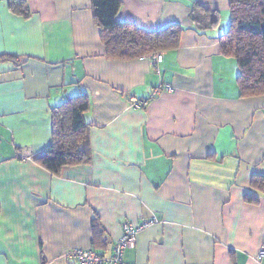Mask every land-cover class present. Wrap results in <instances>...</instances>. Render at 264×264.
I'll list each match as a JSON object with an SVG mask.
<instances>
[{
  "label": "crops",
  "instance_id": "obj_1",
  "mask_svg": "<svg viewBox=\"0 0 264 264\" xmlns=\"http://www.w3.org/2000/svg\"><path fill=\"white\" fill-rule=\"evenodd\" d=\"M0 0V264H75L70 249L108 256L124 222L142 229L127 264H264V94L240 96L220 52L229 0H119V22L178 24L179 45L107 55L91 0ZM218 15L200 28L194 4ZM159 83L173 90L153 94ZM84 94L89 161L52 173L51 108ZM149 98L140 108L130 98ZM258 197L248 202L246 194Z\"/></svg>",
  "mask_w": 264,
  "mask_h": 264
},
{
  "label": "trees",
  "instance_id": "obj_2",
  "mask_svg": "<svg viewBox=\"0 0 264 264\" xmlns=\"http://www.w3.org/2000/svg\"><path fill=\"white\" fill-rule=\"evenodd\" d=\"M119 7V0H91L93 16L100 28L108 56L118 59L138 58L160 50H173L179 45L182 31L180 25L170 24L159 30L146 31L119 22ZM9 8L17 15L29 16V9L24 0H10ZM229 12L228 29L219 37L220 52L237 63L240 96L262 95L264 0H229ZM190 17L200 28L212 27L219 20L215 11L205 10L198 3L193 5ZM88 107V98L80 94L51 108L52 140L36 158L48 171L58 173L65 166L89 161L87 124L83 119V113ZM251 187L254 190H263L264 177L253 175ZM245 199L248 202H257L258 197L249 193Z\"/></svg>",
  "mask_w": 264,
  "mask_h": 264
},
{
  "label": "built area",
  "instance_id": "obj_3",
  "mask_svg": "<svg viewBox=\"0 0 264 264\" xmlns=\"http://www.w3.org/2000/svg\"><path fill=\"white\" fill-rule=\"evenodd\" d=\"M151 66L156 68V64L162 59L161 53L150 54ZM173 87L170 84L159 83L153 88V94L157 95L162 91H172ZM149 101V98L140 99L136 97L130 98V105L133 108H140L145 106ZM155 217L143 220L138 224L130 222H124L121 225L122 233L120 237L115 241L112 246L111 254L108 256H102L93 250H82V249H70L65 254L66 259L73 261L75 264H127L123 261V252L126 248L134 245L138 233L152 225L157 223ZM264 256V249H261L257 253V258Z\"/></svg>",
  "mask_w": 264,
  "mask_h": 264
},
{
  "label": "rangeland",
  "instance_id": "obj_4",
  "mask_svg": "<svg viewBox=\"0 0 264 264\" xmlns=\"http://www.w3.org/2000/svg\"><path fill=\"white\" fill-rule=\"evenodd\" d=\"M229 20H230V19H228V21H227V23H226V24H227V26L229 25Z\"/></svg>",
  "mask_w": 264,
  "mask_h": 264
}]
</instances>
